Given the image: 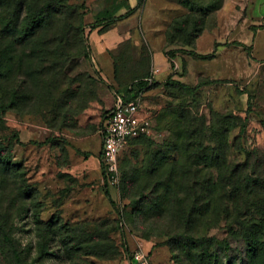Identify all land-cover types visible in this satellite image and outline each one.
<instances>
[{
    "label": "rangeland",
    "instance_id": "rangeland-1",
    "mask_svg": "<svg viewBox=\"0 0 264 264\" xmlns=\"http://www.w3.org/2000/svg\"><path fill=\"white\" fill-rule=\"evenodd\" d=\"M262 25L264 0H0V264H131L122 246L137 241L153 264H264L223 213L196 223L208 258L186 259L165 185L150 195L156 166L180 157L181 115L196 130L191 169L215 152L264 158ZM152 77L144 113L157 133L126 146L107 184L101 128L115 92Z\"/></svg>",
    "mask_w": 264,
    "mask_h": 264
},
{
    "label": "trees",
    "instance_id": "trees-1",
    "mask_svg": "<svg viewBox=\"0 0 264 264\" xmlns=\"http://www.w3.org/2000/svg\"><path fill=\"white\" fill-rule=\"evenodd\" d=\"M256 28L254 26V29ZM135 86L147 90L151 85L140 82ZM172 127L175 130L172 138L174 148L180 152V157L176 163L168 167H164L163 163L159 168L156 166V170L163 168L165 173L162 171L161 181L155 184L150 195H156L157 190L165 185L159 199L170 203L175 209L176 220L184 225V233L177 235L180 237L177 247L186 259L197 250L204 256L202 260L208 258L210 246L207 243L210 239L195 232L196 223L209 213L214 216L223 213L227 220H231L232 226H239L249 245L251 259L258 256L261 251L264 252V158L260 157L259 151H246V159L237 163L227 160L226 154L220 157V154L215 152L210 156L211 166H206L209 169L205 167L191 169L190 161L195 156L192 150L196 142L194 125L188 115H181L180 119L173 122ZM242 129H245V125L241 126ZM146 138L149 136L141 135L130 142ZM119 167L121 170L120 157ZM102 175L109 184L105 171ZM187 177H190L189 184L186 182ZM136 179L134 177L129 182L130 190L135 195L145 194L149 186L138 188ZM181 180L184 182L181 183ZM173 181L180 184L177 186L178 189L173 188L171 183ZM122 249L124 254L128 253V257L131 256L127 243H123Z\"/></svg>",
    "mask_w": 264,
    "mask_h": 264
},
{
    "label": "built area",
    "instance_id": "built-area-1",
    "mask_svg": "<svg viewBox=\"0 0 264 264\" xmlns=\"http://www.w3.org/2000/svg\"><path fill=\"white\" fill-rule=\"evenodd\" d=\"M149 86L154 83V77L146 79ZM126 93L115 92V105L107 112L101 128L102 169L106 173L109 184L120 182L119 157L130 140L141 135L153 136L157 133L153 117L144 113V97L146 90L137 86L130 87ZM131 264H153L151 255L146 251V245L137 241L130 251Z\"/></svg>",
    "mask_w": 264,
    "mask_h": 264
},
{
    "label": "crops",
    "instance_id": "crops-1",
    "mask_svg": "<svg viewBox=\"0 0 264 264\" xmlns=\"http://www.w3.org/2000/svg\"><path fill=\"white\" fill-rule=\"evenodd\" d=\"M110 60H111V63H110V66H111V69L112 70H109L108 73H109V76L113 75L114 74V62H113V59L110 57Z\"/></svg>",
    "mask_w": 264,
    "mask_h": 264
}]
</instances>
